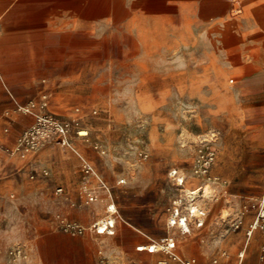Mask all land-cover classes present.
I'll list each match as a JSON object with an SVG mask.
<instances>
[{
	"label": "rangeland",
	"instance_id": "1",
	"mask_svg": "<svg viewBox=\"0 0 264 264\" xmlns=\"http://www.w3.org/2000/svg\"><path fill=\"white\" fill-rule=\"evenodd\" d=\"M109 6L108 27L93 39L101 46L94 61L107 69L108 82L94 85L86 103L61 114L50 109L80 118L87 134L74 130L71 141L110 191L99 188L98 200L88 201L84 186L98 188L97 181L87 178L75 151L56 142L27 158L0 147V264H97L102 256L111 264H157V256L135 246L173 233L172 201L189 190H199L198 203L210 211L205 241L191 251L210 260L226 248L227 264H238L248 243L241 264H264V230L251 233L264 208V130L252 124L264 93L248 97L239 88L241 64L264 65V0ZM207 145L216 151L211 179L196 172ZM57 215L81 223L85 233L62 231ZM107 218L115 219V234L96 233L93 224ZM16 250L21 255L11 254Z\"/></svg>",
	"mask_w": 264,
	"mask_h": 264
},
{
	"label": "crops",
	"instance_id": "2",
	"mask_svg": "<svg viewBox=\"0 0 264 264\" xmlns=\"http://www.w3.org/2000/svg\"><path fill=\"white\" fill-rule=\"evenodd\" d=\"M109 3L110 0H0V71L3 82L15 98L25 103L47 93L50 107L53 109L54 106L60 114L78 102L86 103L93 98L94 85L108 82L107 69L103 70V64L94 61V51L101 46H95L93 39L108 27ZM239 67L245 72L239 80V88L248 97L264 93V65L245 62ZM2 80L0 147L13 144L17 135L33 122L32 116L15 110ZM250 113L257 111L252 108ZM260 113L261 117L254 118L252 124L256 129L264 130V105L260 106ZM4 126L10 127V133L2 134ZM223 190L224 195L228 194V187ZM205 209L204 226L193 225L191 232L184 234L169 226L168 216L167 226L173 230L170 235H175L177 240L176 251L185 258L196 257L205 264H227L231 255L226 248L210 260L203 255L204 251H191L195 242L205 241L202 233L207 229L210 217V211ZM147 243L149 240L139 241L136 251L157 256L158 264L165 254L137 250V246ZM247 247L248 243L237 254L238 264H241ZM223 251L227 254L223 255ZM214 259H218V263H214Z\"/></svg>",
	"mask_w": 264,
	"mask_h": 264
},
{
	"label": "built area",
	"instance_id": "3",
	"mask_svg": "<svg viewBox=\"0 0 264 264\" xmlns=\"http://www.w3.org/2000/svg\"><path fill=\"white\" fill-rule=\"evenodd\" d=\"M0 79L2 80L1 71ZM3 85L14 102L15 110L21 114L33 117V122L17 135L13 144L3 146L6 152L13 156L27 158L31 153L36 152L41 147L56 142L65 148L75 151L81 159L82 168L87 178H93L97 181L98 188L92 187L88 181L84 186V192L87 195L88 201L93 202L98 200L100 193L99 188L109 192L108 186L96 171L94 165L78 152L71 141V134L74 130H77V132L82 135V131L79 130L81 123L80 118L77 116L64 118L51 110L50 97L47 93L42 94L39 99H32L23 103L15 98L13 92L5 82H3ZM1 120L2 118L0 117V122ZM2 130L4 133H9L10 127L4 126ZM215 157L216 151L210 145H207L205 149H200L198 155L199 166L196 172L205 178L211 179L210 170ZM42 172L45 175L49 173L46 169L42 170ZM170 175L178 186H184L185 177L182 172L173 169ZM198 191L199 190H189L173 199L168 219V224L171 228H177L184 234L191 232L193 225L197 228L204 226L207 210L198 204V198L200 196ZM56 192H63V188H57ZM108 209L113 214L117 212L113 204H110ZM55 222L58 228L73 236L82 235L86 231L84 225L68 219L65 216L57 215ZM114 228L115 219L111 218L103 219L93 224V229L98 234L113 235L115 234ZM255 229L264 230V208L262 206L259 208L256 219L251 225V233ZM176 248V237L170 234L162 237L160 240L152 239L147 244L137 246V250L139 251L147 250L151 253L162 252L165 254L164 257L158 260V264H172L173 262L179 264H205L196 257H183L176 251ZM17 253L21 255L22 251L16 250L11 252V254L14 255ZM222 254L226 255L227 253L223 251ZM261 257L264 258V244ZM214 263H218V259H214ZM97 264H111V262L107 257L102 256L97 261Z\"/></svg>",
	"mask_w": 264,
	"mask_h": 264
},
{
	"label": "bare ground",
	"instance_id": "4",
	"mask_svg": "<svg viewBox=\"0 0 264 264\" xmlns=\"http://www.w3.org/2000/svg\"><path fill=\"white\" fill-rule=\"evenodd\" d=\"M87 134V131H82V135ZM207 188V187H206ZM207 195V194H206Z\"/></svg>",
	"mask_w": 264,
	"mask_h": 264
}]
</instances>
